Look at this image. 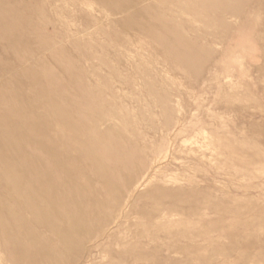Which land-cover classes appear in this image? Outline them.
Wrapping results in <instances>:
<instances>
[{
    "label": "rangeland",
    "instance_id": "1",
    "mask_svg": "<svg viewBox=\"0 0 264 264\" xmlns=\"http://www.w3.org/2000/svg\"><path fill=\"white\" fill-rule=\"evenodd\" d=\"M0 264H264V0H0Z\"/></svg>",
    "mask_w": 264,
    "mask_h": 264
},
{
    "label": "bare ground",
    "instance_id": "2",
    "mask_svg": "<svg viewBox=\"0 0 264 264\" xmlns=\"http://www.w3.org/2000/svg\"><path fill=\"white\" fill-rule=\"evenodd\" d=\"M23 139V138H22ZM148 175V174H147ZM154 176V175H153ZM149 177V176H148ZM146 180V179H145ZM144 182V181H143ZM150 182H151V180H150ZM144 184V183H143ZM138 189V188H137ZM140 190H141V187H140ZM137 193V192H136ZM130 197V196H129ZM86 202V201H85ZM127 202H129V201H127ZM122 215V214H121ZM84 230H86V228H84ZM83 231V230H82ZM78 232V231H77ZM109 233H110V231H108ZM107 232V233H108ZM105 234V233H104ZM107 235V234H106ZM95 241H97V240H95ZM94 242V241H93ZM91 244H93V243H91ZM93 246V245H92ZM80 249V248H79ZM49 260V259H48ZM58 262V261H57Z\"/></svg>",
    "mask_w": 264,
    "mask_h": 264
}]
</instances>
